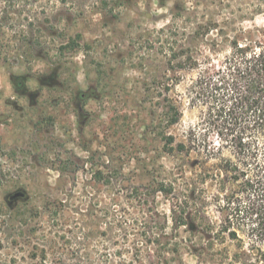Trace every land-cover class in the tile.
<instances>
[{"label":"rangeland","instance_id":"374dc122","mask_svg":"<svg viewBox=\"0 0 264 264\" xmlns=\"http://www.w3.org/2000/svg\"><path fill=\"white\" fill-rule=\"evenodd\" d=\"M252 2L0 0V264H264L242 232L246 244L220 231L211 183H196L201 201L189 200L195 174L217 160L204 148L166 153L160 140L162 129L175 147L202 131L196 70L175 68L172 50L200 48L202 61L197 26L225 16L261 24L239 21ZM18 80L37 87L34 106L18 99ZM163 98L181 110L165 128ZM162 180L177 189L155 191ZM17 190L24 197L9 201Z\"/></svg>","mask_w":264,"mask_h":264},{"label":"trees","instance_id":"16d2710c","mask_svg":"<svg viewBox=\"0 0 264 264\" xmlns=\"http://www.w3.org/2000/svg\"><path fill=\"white\" fill-rule=\"evenodd\" d=\"M252 7L250 14L239 16V21H254L257 16L264 19V0H253ZM236 20L235 16H225L221 21L210 17L205 25L197 26L192 36H204L209 52L202 61L200 48L191 50L177 44L172 50L175 68L196 70L189 91L191 104L200 108L197 128L201 126L202 131L191 128L187 143L175 147L174 136L162 129L160 140L166 153L177 148L188 156L204 148L207 162L217 160L212 168L195 174L189 200L193 204L201 201L194 194L196 183H211L214 192L207 199L216 202L221 214L220 231L230 240L246 244L240 231L248 250H264V22L250 28L230 26ZM163 101L161 122L165 128L179 121L181 110L178 103L167 98ZM210 136L216 138L217 145ZM176 189L177 182L162 180L154 190L168 195ZM182 204L180 201L176 207ZM172 212L175 226L185 224L182 210ZM196 213L195 221H206L205 214ZM196 225L200 231L208 230L205 225Z\"/></svg>","mask_w":264,"mask_h":264},{"label":"flooded vegetation","instance_id":"af4514ba","mask_svg":"<svg viewBox=\"0 0 264 264\" xmlns=\"http://www.w3.org/2000/svg\"><path fill=\"white\" fill-rule=\"evenodd\" d=\"M13 86L15 87V88H13L14 90H16L15 92H17L18 95L23 97V99L18 98L20 101L27 102L31 107L34 106L37 96L40 95L39 92L37 91V87L32 89V90H30L28 88H25V82H23L21 80H18L17 82H14ZM86 95L87 94L85 92L84 93H80L76 98L83 99ZM17 191H21V190H17ZM17 191H15V192H17ZM15 192H13V193H15ZM22 192L25 195V192L24 191H22ZM22 197H24V196H22ZM22 197H16L15 199H19V198H22ZM8 200L12 201L14 199L10 200L9 197H8Z\"/></svg>","mask_w":264,"mask_h":264},{"label":"water","instance_id":"95a60500","mask_svg":"<svg viewBox=\"0 0 264 264\" xmlns=\"http://www.w3.org/2000/svg\"><path fill=\"white\" fill-rule=\"evenodd\" d=\"M24 196V193L22 191H17L13 194H10L8 197L10 200L15 199L16 197H22Z\"/></svg>","mask_w":264,"mask_h":264}]
</instances>
